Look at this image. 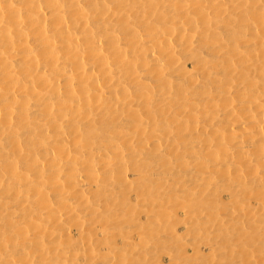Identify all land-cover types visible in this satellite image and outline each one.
Here are the masks:
<instances>
[{
  "label": "bare ground",
  "instance_id": "obj_1",
  "mask_svg": "<svg viewBox=\"0 0 264 264\" xmlns=\"http://www.w3.org/2000/svg\"><path fill=\"white\" fill-rule=\"evenodd\" d=\"M0 264H264V0H0Z\"/></svg>",
  "mask_w": 264,
  "mask_h": 264
}]
</instances>
